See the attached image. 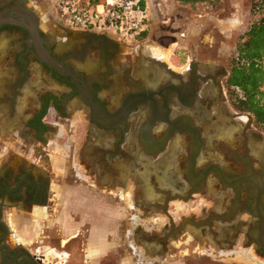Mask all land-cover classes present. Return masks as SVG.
<instances>
[{"label":"flooded vegetation","instance_id":"af4514ba","mask_svg":"<svg viewBox=\"0 0 264 264\" xmlns=\"http://www.w3.org/2000/svg\"><path fill=\"white\" fill-rule=\"evenodd\" d=\"M14 6L23 7L13 0H0V264H50L49 249L67 253L64 264L70 263L72 254L66 251L70 241L52 243L51 237L43 235L42 219L35 215L38 209L45 213L53 198H58L53 194L54 176L68 178L73 173L87 183L88 187L79 186L84 193L89 188L98 193H129L138 206L153 212L145 204L156 206L150 202L154 196L145 199L129 175L131 167L141 159L145 165L147 158L159 165L158 177L153 168L144 173L152 183L151 187L147 184L148 190L157 192V199L163 201L158 203L160 230L156 234L144 229L135 232L149 241L159 238L160 259L173 241L188 235L210 254H230L247 264H264V195L250 189L252 175L262 171V164L253 159L248 164V154L240 146L225 147L220 152L232 177L229 181H239L227 187L214 182L217 176L209 171L213 163L199 169L193 161L197 147L206 145L204 133L214 130L216 121L236 130L231 140L242 138L236 125L251 123L247 115H240L250 113L233 106L226 86L228 68L211 60L212 46L196 51L197 58L191 46L185 60L176 55L193 44L198 36L195 27L178 33L169 62L137 52L140 40L125 44L108 34L78 30L86 40H97L93 44L97 50L90 53L96 64L89 65L93 70L89 74L58 57L73 77L41 61L29 32L11 23L26 21L24 13L12 10ZM241 27L242 22L232 19L227 32H241ZM105 37L117 44V51L105 46ZM106 51L113 55L102 57ZM51 53L55 55L54 50ZM33 69L40 71V90L30 83ZM51 112L55 120L71 122L73 118L75 122V131L69 130L64 140L53 136L57 128L48 119ZM253 128L260 132L255 121ZM51 145L57 155L48 153ZM163 146L164 162L152 160L149 150ZM51 157L59 161L54 163ZM88 179L95 185L88 184ZM197 198L202 201L197 215L188 212L178 220L171 216L172 203ZM12 211L31 217L30 224L14 218Z\"/></svg>","mask_w":264,"mask_h":264},{"label":"rangeland","instance_id":"374dc122","mask_svg":"<svg viewBox=\"0 0 264 264\" xmlns=\"http://www.w3.org/2000/svg\"><path fill=\"white\" fill-rule=\"evenodd\" d=\"M255 1L257 0H212L211 3L192 7L181 5L174 0H149L150 28L147 36L140 39V44L136 45L139 47L137 52L160 59V51L170 49L175 51L178 33L184 32L189 26H193L198 31V36L193 44L185 46L182 55L180 53H176V55L185 60L186 55H189L191 46L194 49L195 58H197L198 52L196 51L212 46L211 60L225 64L229 73V65L238 44L245 38L246 29H250L257 19L253 11ZM30 2L37 15L40 16L41 26L45 31L52 33L55 27L76 31L59 22L58 17L53 14L48 0H31ZM45 9L49 11L47 17L44 16ZM237 9L240 11L239 17H236ZM232 19L237 20L239 24L242 22L241 28L243 30L241 32L234 30L227 32ZM77 32L80 31L77 30ZM111 38L113 37L111 36ZM124 46L135 49L134 45ZM221 52L224 53L223 56H221ZM174 59L177 58L174 57ZM33 70L30 83L40 90L43 87L39 75L40 71ZM252 117L255 121L253 115ZM69 118L71 119V117ZM48 119L57 128L53 136L60 140H64L67 135L69 137L67 134L69 130L73 133L76 129L73 118L71 122L67 120L58 121L54 119L53 112H51ZM258 129L264 133V127H258ZM54 146L51 145V152H48L52 156L57 155V153L54 154L56 152ZM51 158L54 163L59 161L57 157ZM141 160L136 163L139 165L138 167H136L137 165L131 167L129 175L139 186L145 199H150L153 196L157 199L159 194L148 190L147 184L150 182L145 173L148 169L153 168L152 173L158 177L156 172L159 165H155L148 158L144 162L145 165H142ZM45 162L43 161V163ZM52 180H54L53 190H56L53 194H56L58 198H53L54 201L48 205L45 213L38 209L35 215L42 219L40 224L44 227L41 226L43 235L51 237L52 243L57 244L59 239L70 241L66 248V251L72 254L69 264H247L233 255L228 256L230 255L228 253H226L228 255L210 254L202 250L201 246L192 241L193 239L188 235H182L177 240L179 246H176L175 242L177 241H173L174 245L170 247L164 261V258L149 256L143 245L150 239L139 236L135 232V228L138 224L142 225L144 230L158 233L161 220L158 211L150 212L138 206L132 198L133 195L125 192L101 194L89 188L91 192L84 193L83 190L79 189V186L87 185V183L81 182L77 177H74L73 173L68 178L54 176ZM156 181L161 184L159 178H156ZM88 184L95 185L89 179ZM58 185L62 186L60 187L62 191H57V189L60 190ZM122 195L126 197L123 198ZM193 201H175L176 203H172L171 216L178 220L188 212L195 211L197 215L202 206V201L201 198ZM12 212L14 218H22L23 221L26 220L25 223L30 224L29 219L31 217L17 211ZM248 259H252L251 256Z\"/></svg>","mask_w":264,"mask_h":264},{"label":"water","instance_id":"95a60500","mask_svg":"<svg viewBox=\"0 0 264 264\" xmlns=\"http://www.w3.org/2000/svg\"><path fill=\"white\" fill-rule=\"evenodd\" d=\"M13 1H15L16 3L18 2V4L21 3L23 5V7L14 6L12 10L24 13L26 21L10 22L29 32V34L31 35V43L34 44L41 61L45 62L50 67L60 72H64L74 77L71 71L61 66L58 58L61 57L63 59H68L69 64L75 69L92 74L93 70L88 68V65L96 64L95 62L90 60V53L97 50V47L93 45L95 44V41H97L95 38L90 37L89 40H86L84 32L68 31L60 27H55V30L52 33L47 32L42 28L41 18L35 12V8L30 2L31 0ZM48 14L49 11L45 9L44 16L47 17ZM104 44L105 46H108L112 52L117 51V44L107 39L106 37L104 38ZM51 50H54L55 55L51 53ZM112 55L113 53L107 52L104 53L102 57L105 56V58H109ZM228 77L229 74L226 75V78ZM240 115H247L251 120L249 126H243L240 124L236 125L237 131L242 135V138L231 140L233 135L236 133V130L232 132L227 127H225L224 123H222L221 121H216V123L212 125L214 130L212 129L204 133V138L207 139L206 145L197 147L196 152L193 153V161L199 169H202L208 163H213L215 166L211 167L209 171H213L217 176V180L214 182L220 185L224 184L227 187L235 186L239 184V181L237 183L229 181V179L232 180V177H230L228 174L229 171L227 169L226 163L224 162V156L220 151L224 150L225 147H227L228 149L230 147L236 149L240 146L248 154V156L246 157V162H248V164H250L251 159H253L254 161L260 162L263 166L262 171L252 175L254 177L253 180L251 177L243 178L246 180H252L253 184L250 186V189H256V191H259L260 195H264V134L253 128L254 120L250 114L242 113ZM245 130H247V132ZM199 136L201 137V135ZM236 141L238 145H235ZM164 149L165 146L155 150H149V153L151 155H154L151 159H156V161H160V163H163L164 159L162 157V151ZM217 164H219V166ZM210 180L208 182V185L212 186ZM151 200L154 201L156 206H151L149 205L150 203L145 204V206L152 208V211H160L161 207H159L158 203H162L163 201L156 198L150 199V202H152ZM184 200L187 201L188 199L185 198ZM204 206L206 207L205 210L209 211L207 205ZM214 209L218 212L220 211L218 208L214 207ZM142 229V225H136L135 230L140 231ZM153 234H156V232L153 231ZM159 242L160 240L158 238L156 240L154 239L144 243V249L147 254H149V256L153 255L154 257L158 256L159 259L161 258L159 252L161 251L162 247Z\"/></svg>","mask_w":264,"mask_h":264},{"label":"built area","instance_id":"2783aa9c","mask_svg":"<svg viewBox=\"0 0 264 264\" xmlns=\"http://www.w3.org/2000/svg\"><path fill=\"white\" fill-rule=\"evenodd\" d=\"M70 29L108 34L120 43L139 41L150 28L149 0H48Z\"/></svg>","mask_w":264,"mask_h":264},{"label":"trees","instance_id":"16d2710c","mask_svg":"<svg viewBox=\"0 0 264 264\" xmlns=\"http://www.w3.org/2000/svg\"><path fill=\"white\" fill-rule=\"evenodd\" d=\"M100 0H92L94 4ZM195 7L212 0H174ZM257 19L236 48L229 65L226 86L230 99L240 112L250 113L258 127H264V0L253 5ZM147 36L143 34L140 39Z\"/></svg>","mask_w":264,"mask_h":264},{"label":"bare ground","instance_id":"6f19581e","mask_svg":"<svg viewBox=\"0 0 264 264\" xmlns=\"http://www.w3.org/2000/svg\"><path fill=\"white\" fill-rule=\"evenodd\" d=\"M172 52H173V49L166 50L165 52L163 51L161 57L163 58L164 61L169 62V59L172 55ZM88 68H89V65H88ZM167 156H169V155H167ZM68 258H69V255L67 253H62L61 251L56 250V249H49V252L47 253V260L49 261L50 264H64L67 262ZM54 260H59V261H58V263H55Z\"/></svg>","mask_w":264,"mask_h":264},{"label":"crops","instance_id":"0c3cea01","mask_svg":"<svg viewBox=\"0 0 264 264\" xmlns=\"http://www.w3.org/2000/svg\"><path fill=\"white\" fill-rule=\"evenodd\" d=\"M165 51H166V50H165ZM165 51H164V52H165ZM162 53H163V51L160 52V59H161V60H163V58L161 57ZM163 61H164V60H163ZM89 192H91V191H90L89 189H87V194H88ZM100 193L102 194V193H114V192H100ZM87 203H88V201H87Z\"/></svg>","mask_w":264,"mask_h":264}]
</instances>
